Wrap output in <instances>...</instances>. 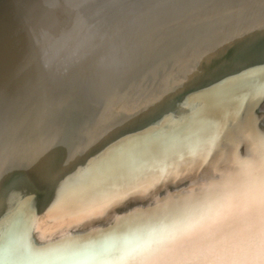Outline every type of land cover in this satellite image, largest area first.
Listing matches in <instances>:
<instances>
[{
    "label": "bare ground",
    "instance_id": "1",
    "mask_svg": "<svg viewBox=\"0 0 264 264\" xmlns=\"http://www.w3.org/2000/svg\"><path fill=\"white\" fill-rule=\"evenodd\" d=\"M78 1L0 0V90L4 86L23 85L30 76L40 87H45L38 89L41 103L35 108L30 106L11 123L8 119L14 109L11 105L6 108L7 103L4 105L7 113L3 121L7 123L3 128V144H0V182L12 171L11 167L23 168L31 181L30 192L24 198L29 199L31 193L35 199L22 205L23 219L30 229V247L54 251L47 264H112L138 242L170 229L195 213L207 195L203 187L206 183L219 182L225 174L232 175L238 184L244 183L248 179L244 167L250 164L259 167L264 163V110L255 113L245 134L235 133L234 126H228L225 134L212 138L208 153H204L201 145L191 152L193 157L199 155L197 162L193 157L174 162L171 169L162 170L156 179L144 180L136 190L130 189L129 194L121 197L125 199L122 203L114 202L100 210L86 205L87 199H82L74 207L62 208L54 219L48 212L56 210L49 206L54 204L66 181L85 177L99 163L96 149L111 145L114 141L111 138L117 133L167 114L181 122L201 104L200 99L194 104L187 102L188 92L210 88V83L244 65H258L253 58L259 51L256 44L264 46V0H137L136 6L131 3L135 8L125 12V18L119 11L106 7L111 12L109 15L115 16L94 27L102 32L99 35L88 30L86 22L76 26L75 13L78 14L81 6L73 4ZM80 1L87 2V8L97 2ZM68 16L69 21L65 22L63 19ZM135 17L143 22L141 26L138 21L135 24ZM124 29L126 33L120 40L124 52L98 56L100 52L94 45L99 41H102L100 47L110 45L113 36H120ZM57 35H63L65 40L61 44L59 40L54 41L44 53L48 41ZM75 37L85 45L82 50L78 49L80 61L69 67L59 66L54 72L57 52L72 44ZM41 53L44 54L38 58ZM35 61L37 64L31 66L25 77L14 80ZM67 68H74L68 81L52 78V73L64 75ZM36 91L37 87L27 88L25 96ZM41 91L46 95L42 96ZM23 95L17 92L15 96L24 100ZM3 98L1 94L2 106ZM68 106L74 111L89 107L93 110L92 118L77 129L66 124L54 127L51 120L61 118V111ZM41 123L45 126L40 131H52L46 140L41 139L42 135L40 140L36 139L35 132ZM66 129L71 132V138L66 141L68 146L58 140ZM58 132L61 134L56 145L54 137ZM230 143L232 147L236 145L232 150ZM60 147L59 156L64 162L52 165L54 151ZM195 171L197 175L212 173L214 179L194 180ZM171 182L177 188L173 189L171 198L165 197L166 185ZM102 198L96 199L97 203L103 202ZM21 200L15 202L0 195L1 246L2 239L13 237L11 226L16 222L13 215L20 208ZM129 204L137 208L127 211L120 219L113 216L118 206ZM25 224L21 223V227ZM17 243L10 241L11 248ZM51 243L56 246L47 245ZM3 250L10 254V247Z\"/></svg>",
    "mask_w": 264,
    "mask_h": 264
},
{
    "label": "water",
    "instance_id": "2",
    "mask_svg": "<svg viewBox=\"0 0 264 264\" xmlns=\"http://www.w3.org/2000/svg\"><path fill=\"white\" fill-rule=\"evenodd\" d=\"M110 1L112 0H97L95 4L89 5L88 8L85 5L87 2H82L80 0L73 4V6H81L79 8L78 14L75 13L76 26L86 22L89 24H85L86 27L89 26L87 27L88 30L90 29L93 33L97 34L101 31L95 30V28H98L96 26H98L100 22L107 21L111 16H115L113 14L109 15L111 12L106 7H111L114 10L119 11L118 14L123 15V18H125V12L128 10L132 11L135 8L132 7V5L136 6L137 4V0H130L128 1L129 3L126 0L124 2L125 4L123 3V0H116L112 1L111 3ZM114 3H117V5H114ZM126 3H128V6L125 8L122 7V5H126ZM133 16H136V14ZM69 18L70 17L68 16L63 20L68 22ZM135 18L136 20L133 21H138V25L141 26L143 22H139L137 17ZM88 30L86 31L88 32ZM125 31L126 29L120 31L119 35L121 37L113 36V42L109 43L110 45L100 47L102 41L98 40L99 42L94 45V47H96V49L100 52L98 56H102V54L106 55V53L114 54L123 51V44L120 40L122 35L126 33ZM81 33H83V31H81ZM59 37L60 36L57 35V38L54 37L48 41L49 43L47 44V49L44 53H46L48 49L50 50L54 41L59 40L58 43L61 44V42L65 40L63 35H61V39ZM75 39H77V41L73 42ZM71 42L72 44L65 46L64 49L61 47L57 52L59 54L58 59L56 58L58 60L56 62L57 67L54 70L51 68L54 72L59 69V66L66 64L67 67H69V64L75 65L77 61H80L78 49L82 50L84 48L83 46L85 45L81 43L84 41L75 37ZM259 44L257 43L255 46L258 47L257 50L259 51L255 52L253 58L258 63V65H253L250 67H248V65L247 67L244 65L240 69L238 68V70L235 69L234 71L219 77L218 81L216 82L210 81L212 82L210 83L212 84L209 86L210 88L200 87V89L193 90L192 92H188V94L185 95L187 102L189 101L190 103L194 104L196 103L197 99H200L201 101L200 106L195 110V112H192L185 120L178 122L176 119L174 120L171 115L167 114L160 119H156L155 121L131 126L129 128L127 127L111 138L114 140L111 145H102L96 149V151L99 152L97 155V160H99V163H96V165L92 167L85 177H82L77 181H73V179L72 181L71 179L66 181V184L63 185L65 186L64 189L54 198V204L49 206L50 208L54 207L56 210L52 211L51 214L48 212L50 218L54 219L53 217L60 215L62 208L74 207V205L80 202V200L82 201V199H87L86 205L90 207H96L100 210L105 209L114 202L122 203V201L125 199L121 197L123 195L126 196L129 194L130 189L134 188L136 190L137 186L141 185L144 180L151 178L156 179L157 175L162 170L164 172L165 170L167 171L171 169L174 162L178 163L187 159L190 160L194 156L191 152H193V150L198 148L200 145L203 146L204 153H208L209 149L211 148L210 146L212 143V138L216 134H225L229 129L228 126H234L232 131L235 133L241 135L243 133L245 134V131L247 130L248 126H250L251 121L255 118V113L264 110V46H260ZM44 53L39 54L38 58L42 57ZM35 64H37L36 61L31 63L30 68H26L27 70L18 74L14 80L16 81L22 79L23 76L25 77L27 72L31 70V66H34ZM72 73H74V68H67L64 75H53L52 73L51 76L55 79V81L57 79H67L66 81H68L70 78H72ZM30 77L29 79L26 77V82L23 85H18L16 87H12L13 85L4 86L3 90H0V95H4V98L2 99L3 106L0 105V123L5 120L4 115L7 113L5 112V109L9 107V105H11L10 108L12 107L14 112L17 114L15 115L11 109L13 114L10 116V119H8L11 123V120L15 117L23 115L31 107L35 108L34 106L41 103L39 101L40 97L38 95V89H43L45 87H40V85H38V83L36 84L33 79L31 80L32 77ZM11 83L15 82H10L9 84ZM84 83L86 82H82L81 84ZM69 84L65 85L70 87ZM21 87L22 89L20 90ZM33 87H37V91L34 93V95H32L30 92L28 96H25L27 88L29 89ZM17 92L24 93V100H21L19 96H15ZM41 92L42 96L46 95L43 93V91ZM30 95L31 97H29ZM6 103L7 106L5 108L4 105ZM70 106L67 107V110L64 109L61 111V118L57 120H51L54 122V127L57 126L58 128L66 124V126L69 128L77 129L79 126H84L92 118L93 110H90L89 107H86L85 109L78 108L77 111H74L72 110L73 107L71 108ZM6 123L7 121H3L0 124L1 145L3 144L2 141L4 140L3 128L6 127ZM168 123L171 124L168 125L170 128L167 126ZM30 124L32 123H29L28 125ZM44 126L45 123H41V127L36 130L35 135L37 140H40L39 137L41 135L43 136V138H41L43 140H46V138L52 135V131H43ZM41 129L43 130L40 131ZM66 131L68 133H62L63 131H61L62 135L58 140H60L59 142H63L62 145L66 143V146H68L69 143L66 141H69L71 138V132L69 129H66ZM59 133L60 132H58L56 137H54L56 145L58 144L57 136ZM62 145L61 147H63ZM228 145L230 150H232L233 147H236V145H233L232 147L231 143ZM61 147L54 151L55 154L51 162L52 165L63 164L64 159L61 155L59 156ZM62 149H65V147ZM196 155L193 157V161L194 159H197V162L199 155ZM185 156L188 157L184 158ZM10 170L12 171H10L9 174L5 176V179H3V181L1 180L0 182V195H4L9 199H13L15 202L16 200L20 201L30 192V184L32 183L31 181H28L23 168L21 170L20 168L13 169L11 167ZM196 172L197 171L193 172L194 180H207L210 177L214 179L212 173L210 174L207 172L203 175H197ZM166 186V192L164 193L165 197L171 198L173 196V189L177 188V184L171 182L170 185L167 184ZM182 188L183 185L181 189ZM112 196L120 198L110 201L113 198ZM28 197L30 198L27 200L25 198L24 200H21L19 205L20 208L14 212L13 217L16 216L14 218L16 222L11 226V231L13 232L12 239L10 238L11 235L6 240L2 239V246L0 245V264H47V259L51 257L52 253L54 252L47 249L43 250L39 247H30V229L27 226L26 221L23 219L24 210L22 205L26 204V201L28 203L30 199H35V196L30 193ZM98 198L104 199L103 202L97 203L96 199ZM103 203H106L107 206H101ZM136 208L137 206L133 207L130 204L124 205L122 207L118 206L116 209L117 211L113 216L116 217V219H120L127 211L130 212ZM21 223H26V226L21 227ZM10 241L11 243L15 242L16 244L18 242L19 244L17 243L18 245H13L11 248L12 244L10 245ZM47 245L53 244L51 243ZM4 247H10V254H6L8 252L3 250ZM5 255H7L8 258H5ZM35 258L37 259L35 260Z\"/></svg>",
    "mask_w": 264,
    "mask_h": 264
},
{
    "label": "snow or ice",
    "instance_id": "3",
    "mask_svg": "<svg viewBox=\"0 0 264 264\" xmlns=\"http://www.w3.org/2000/svg\"><path fill=\"white\" fill-rule=\"evenodd\" d=\"M243 171L244 183L229 174L206 183L195 213L112 264H264V163Z\"/></svg>",
    "mask_w": 264,
    "mask_h": 264
}]
</instances>
